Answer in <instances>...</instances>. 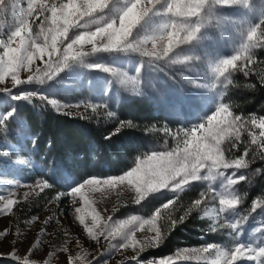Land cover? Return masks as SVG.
<instances>
[{
	"label": "rangeland",
	"instance_id": "1",
	"mask_svg": "<svg viewBox=\"0 0 264 264\" xmlns=\"http://www.w3.org/2000/svg\"><path fill=\"white\" fill-rule=\"evenodd\" d=\"M15 2L17 16L14 17L11 12L0 13V38L7 39V35L18 22L20 11H27L28 0H15ZM128 2L129 0H111L105 12L96 18L100 19L102 16V22L118 19L120 10L125 8ZM162 9L163 5L158 6L153 14H150L133 31L129 39L136 41L156 33L166 19L163 15L156 14ZM42 20L43 15L37 18L35 14L30 20L34 33L39 31V24ZM262 22H264V0H241V3L232 6L210 3L202 13L203 26L197 38L187 45L179 46L170 54V57H179L185 63L149 62V58L131 51L90 52L82 61L70 63L53 79L45 80L43 83L31 82L12 88L10 78H8L0 84V89H11L7 92L0 91V118L12 113L6 122L7 131H0V206H2L3 199L8 197L18 201L10 213L0 214V261H6L7 264H21L23 258H28L34 264H68L69 256L80 255L86 259L75 261L73 264H88L89 261L91 264H136L135 260L126 259L133 255L131 249L117 251L111 249L109 242L103 238L100 243H97L87 237L83 225H79V222L74 219L75 207L82 206L78 198L76 204H72L68 196H60L57 199L60 193L74 191L76 187L89 179L103 180L115 177L79 179L69 175L63 168L56 167L52 161L36 158L38 135L31 132L20 110L32 108L40 114L47 105L41 106L42 102L35 97L29 102L17 99V96L34 93L37 96L56 99L59 103L66 105L83 104L84 102L102 104L106 109H98V112L104 114L105 117H109L108 111L115 114L125 101L135 98L146 99L172 118L175 125L169 129L173 132L181 129L188 131L197 126L202 127L215 114L219 106H230L225 102V96L232 84L225 88L217 79L213 71L214 66L220 60L237 54L241 45L247 43L248 31L257 26L264 27ZM96 27V25H90L89 29L73 28L69 36L74 38L81 31L95 30ZM261 50L264 48L254 49L255 56ZM88 65L114 67L132 77L138 74L139 83L122 85L109 73L96 67H88ZM258 66H254L255 71L259 70ZM34 67L43 68L44 63L37 60ZM28 74L27 71L19 73L21 79H26ZM234 76L233 73L230 79L234 80ZM230 109L232 110L231 106ZM72 111L83 112L84 109L81 107L72 109ZM88 113L91 114V109H88ZM251 117L260 118L261 116L251 115L244 118L247 120ZM252 131L258 133L259 129L253 128ZM248 139L247 131H245L242 140ZM166 140L169 145H173L171 138L165 135L164 140L156 147H152L151 151L163 148ZM243 148L244 145L241 144V152ZM241 152L234 150L236 155H240ZM263 161L257 158L247 169L236 171L237 177L249 175L251 179L241 182L232 190L233 195L237 197L241 195L243 199L241 204L225 214L227 223H237L241 215L249 214L253 203L264 204V190L261 185L255 186V177L259 174H253L257 169L261 170L260 174L264 171V165H260ZM232 171L229 169L228 174ZM37 181H45L50 187L40 191L39 188L34 187ZM225 184L224 178L213 180L210 177L208 180L191 183L180 196L190 191L191 197H194L197 193L200 194L208 189H214L217 195H222L225 193ZM26 192L29 193L27 199L24 198ZM116 192L117 188H113L111 194L104 197H101L99 192L89 194L93 201L92 207L100 213L102 221L112 228L117 227L119 221L127 220L132 216L141 219L150 218L163 204L172 201L177 195L176 192L162 189L150 194L143 203L133 204L131 203L132 193L124 192L118 198ZM211 195L212 193H209V196ZM191 197L188 198V202ZM216 207H218V200L209 199L206 205L196 211L199 220L205 219L203 212L206 209ZM107 217H111V220ZM90 220L89 217L86 223H90ZM45 221L49 222L45 224ZM204 221L207 222L204 227L197 226L188 233L190 239L184 244L187 246H177L170 254L155 256V252L165 247L166 239H164L158 247L146 248L138 258L142 264H148L150 261L175 256L178 250L184 248H200L207 244H217L224 249L234 246L230 229L223 228L211 232L209 225L213 220ZM41 229H46V231L41 233ZM257 229L261 231L258 232ZM181 231L185 232V230ZM38 234H40V242L37 245ZM136 235L142 238L144 233L137 232ZM239 239L246 246H264V207L250 213L240 228ZM64 247H67V252L62 251ZM175 264H204V262L177 259ZM236 264H257V261L240 259Z\"/></svg>",
	"mask_w": 264,
	"mask_h": 264
},
{
	"label": "snow or ice",
	"instance_id": "2",
	"mask_svg": "<svg viewBox=\"0 0 264 264\" xmlns=\"http://www.w3.org/2000/svg\"><path fill=\"white\" fill-rule=\"evenodd\" d=\"M110 3L111 0H62V2L60 0H28L27 11H20L18 22L7 35V39L0 38V84L8 78L12 88L31 82L43 83L45 80L53 79L70 63L82 61L90 52L131 51L149 58V62L185 63L179 57H170V54L179 46L187 45L197 38L203 26L201 20L204 9L210 3L232 6L241 3V0H129L127 6L120 10L118 19L102 22V16L100 19L96 17L104 13ZM161 5H163L162 11L156 14L163 15L166 19L159 30L143 39L131 41L129 38L133 31ZM8 12H11L14 17L17 16L15 0H0V13ZM34 14L37 18L43 15L39 31L36 33L33 32L30 23ZM190 20L193 22L190 23ZM90 25L97 27L95 30L81 31L74 38L69 36L71 29L81 27L89 29ZM257 48H264V27L261 26L248 31L247 43L241 45L237 54L220 60L214 66L213 71L225 88L234 83L230 79L234 72H242L244 76L252 72L255 66L253 50ZM37 60L44 63L43 68L34 67ZM88 67H96L109 73L122 85L139 83L138 74L132 77L114 67L104 65H88ZM22 71L29 73L26 79L20 78L19 73ZM261 83L264 84V76H261ZM249 86L255 87V85ZM9 90L11 89H0L4 92ZM33 97L42 102L41 106L51 105L62 115L82 120H92L100 115L98 109H106L102 104L87 102L61 104L56 99L37 96L34 93L16 98L31 102ZM81 107L84 109L83 112L72 111ZM88 109H91V114L88 113ZM11 115L12 113H8L0 118V131H7L6 122ZM107 115L116 119L113 112L108 111ZM136 127L139 126L130 121H119L118 126L105 138L110 139L123 129ZM253 128L259 129V132L254 133ZM152 130L154 129H145V131ZM245 131L249 137L246 141L242 140ZM163 132L171 138L173 145H169L166 140L163 148L154 149L150 154H141L135 166L125 174L103 180L89 179L76 187L74 191L60 193L57 199L60 196H68L72 204L79 201L82 206L75 207L74 219L79 222V225H83L87 237L97 243H100L103 238L109 242L111 249L117 251L131 249L133 255L126 259L135 260L136 264H142L138 258L140 253L146 248L158 247L172 230L189 218L193 211H199L202 204L206 205L209 199L218 200V207L215 208V216L209 225V231L230 229V236L234 241L232 248L224 249L217 244H207L200 248H184L178 250L175 256L150 261L148 264H175L177 259L203 261L204 264H236L240 259H249L256 260L257 264H264V246H246L239 239L240 228L250 213L264 207V204L253 203L249 214L241 215L237 223H227L225 220V214L235 209L243 199L241 195L238 197L233 195L232 190L241 182L251 179L249 175L237 177L236 171L247 169L257 158L264 160V117H251L246 120L241 115L235 114L230 106L221 105L202 127L197 126L188 131L181 129L175 132L165 127ZM241 144L244 145L242 152ZM234 150L241 154H234ZM229 169L233 170L231 174H228ZM260 171L257 169L253 174H260ZM210 177L213 180L217 178L226 180L224 194L217 195L214 189H208L202 191L198 198L187 206L178 203L180 194L186 187L194 182L208 180ZM34 187L44 191L50 185L45 181H37ZM113 188H117L118 198L124 192L132 193L131 203L133 204L143 203L150 194L162 189L176 192L177 195L172 201L163 204L150 218L141 219L132 216L127 220L119 221L118 226L112 228L102 221L100 213L92 207L93 201L89 194L99 192L101 197H104L110 195ZM209 193L212 195L209 196ZM28 195L29 193H24V198L27 199ZM17 203L18 201L11 197L3 199L0 214L10 213ZM177 212L180 214L177 215ZM204 215L207 216L208 213L205 212ZM89 217L90 223H86ZM107 219L111 220V217ZM48 222L45 221V224ZM45 231L46 229H41V233ZM137 232H143L144 236L138 238ZM39 235L37 245L40 242ZM77 244L79 245L78 240ZM62 251L67 252V247H64ZM84 259L86 257L80 255L69 256L68 264ZM21 264H34V262L23 258ZM88 264H91V261Z\"/></svg>",
	"mask_w": 264,
	"mask_h": 264
},
{
	"label": "trees",
	"instance_id": "3",
	"mask_svg": "<svg viewBox=\"0 0 264 264\" xmlns=\"http://www.w3.org/2000/svg\"><path fill=\"white\" fill-rule=\"evenodd\" d=\"M255 61L259 70L255 71L253 67L248 76H244L242 72H234V83L225 96V102L230 104L235 114L244 117H264V84L261 83V76H264V50L256 54ZM20 114L26 118L31 132L38 135L35 157L52 161L56 167L63 168L69 175L79 179L120 176L135 166L141 154L152 152V147L164 140L165 127L169 129L175 125L172 118L158 106L140 98L122 103L115 112L116 119L100 114L92 120H82L62 115L50 105L40 114L32 108L21 109ZM119 121H130L139 127L123 129L106 139ZM146 128L154 130L145 131ZM260 165H264V161ZM255 184L261 185L264 190V171L255 177ZM191 194L186 191L180 196L178 203L187 206L199 196V193L194 197ZM189 197L190 202L187 201ZM176 214L179 215L180 212ZM206 224L193 211L184 223L170 232L165 240V247L155 252V256H165L177 246H187L184 244L190 239L188 233L193 228L204 227ZM181 230H185L187 234ZM5 262L0 261V264H7Z\"/></svg>",
	"mask_w": 264,
	"mask_h": 264
},
{
	"label": "bare ground",
	"instance_id": "4",
	"mask_svg": "<svg viewBox=\"0 0 264 264\" xmlns=\"http://www.w3.org/2000/svg\"><path fill=\"white\" fill-rule=\"evenodd\" d=\"M205 212L208 213L207 216L204 215ZM214 216H215V209H214V208L206 209V210L203 212V218H205V219H212V218H214Z\"/></svg>",
	"mask_w": 264,
	"mask_h": 264
}]
</instances>
